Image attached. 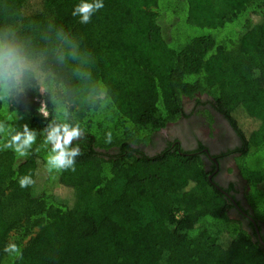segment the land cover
<instances>
[{"label": "trees", "instance_id": "trees-1", "mask_svg": "<svg viewBox=\"0 0 264 264\" xmlns=\"http://www.w3.org/2000/svg\"><path fill=\"white\" fill-rule=\"evenodd\" d=\"M79 2L0 0V31L42 62L26 95L0 101V122L37 133L27 158L0 151V264H264L262 241L231 217L199 155L144 150L204 96L241 141L243 196L264 222V0H102L87 24L71 15ZM52 123L83 131L74 172L45 170ZM24 175L35 183L21 188Z\"/></svg>", "mask_w": 264, "mask_h": 264}, {"label": "clouds", "instance_id": "clouds-1", "mask_svg": "<svg viewBox=\"0 0 264 264\" xmlns=\"http://www.w3.org/2000/svg\"><path fill=\"white\" fill-rule=\"evenodd\" d=\"M103 7L102 0H80L74 5L71 15L79 17L80 23L87 24L92 15ZM57 35L61 40H68L62 29ZM68 55L75 59V53L69 51ZM41 68L39 54L17 37L14 30L5 28L0 31V101L26 95L31 81L37 77ZM42 134L44 145L49 146L44 158L45 170L49 174L74 172L76 158L82 153L80 146L74 147L72 144L74 140L83 138L81 128L68 123H52L42 130ZM36 139V131L27 124L17 128L11 122H0V151L10 150L17 158H27L32 154ZM111 139V133H106V140L110 142ZM39 150V147L35 149L36 152ZM18 183L21 188H26L35 181L31 175H24L19 178ZM3 251L15 259H23V252L15 243H8Z\"/></svg>", "mask_w": 264, "mask_h": 264}, {"label": "flooded vegetation", "instance_id": "flooded-vegetation-1", "mask_svg": "<svg viewBox=\"0 0 264 264\" xmlns=\"http://www.w3.org/2000/svg\"><path fill=\"white\" fill-rule=\"evenodd\" d=\"M204 107L209 108L213 115V123L216 128L214 140L201 139L196 127L192 128L193 125L198 123L197 119L192 118L189 123L188 121L190 120H186L187 117L185 116L181 121L169 123L166 127L159 130L160 136L154 134L152 144L150 143L148 148L160 152L169 143H172V145L176 143V145L184 150L199 155L204 164L205 171L208 172V179L220 190H228L226 193L233 205L229 210L231 217L241 219L245 228L250 232L254 230L257 238H260L264 243V222L255 220L251 216L252 212L243 196V182L240 180L238 170L236 169L237 172L231 176H227L224 171L227 167L231 168L235 166L234 157L237 154L236 150L240 146L241 141L221 113L208 104L203 105L201 109ZM175 124H177V127H180L179 124L183 125L180 127L181 133L178 131L176 134H171L170 129ZM250 222H252V226L249 224Z\"/></svg>", "mask_w": 264, "mask_h": 264}, {"label": "rangeland", "instance_id": "rangeland-1", "mask_svg": "<svg viewBox=\"0 0 264 264\" xmlns=\"http://www.w3.org/2000/svg\"><path fill=\"white\" fill-rule=\"evenodd\" d=\"M204 96H200V100L203 104V100H204ZM187 99L184 100V102H186ZM194 104H198L195 108H194ZM201 103H195V100L192 102H187L186 103V110H185V114L187 115L186 120H190L188 121L189 123L191 122L192 118L197 119L198 123L196 125H193L192 128L196 127V130L200 136L201 139H207L209 141H212L215 139L216 137V128H215V124L213 122H209L206 117L204 115H202L197 109H200L203 105ZM197 117V118H196ZM245 121H247L246 119H241L240 122L244 123ZM177 124L173 125L172 128L170 129L171 134H176L178 133V131L180 132V127H182L183 125L179 124L180 127L176 126ZM179 128V130H178ZM181 133V132H180ZM179 133V134H180ZM170 134V135H171ZM178 135V134H177ZM160 136V135H158ZM149 146H145L144 150L146 152H151V149L148 148ZM259 164H261L260 160H256L253 159L249 161V165L252 167L258 166ZM232 165V164H231ZM230 165V166H231ZM236 165L234 167H227L226 170L224 169L225 173L227 176H231L232 174L236 173ZM242 181V180H241ZM56 194H58L62 199H68L71 195H72V190L68 187H61L60 189H58L56 191Z\"/></svg>", "mask_w": 264, "mask_h": 264}, {"label": "built area", "instance_id": "built-area-1", "mask_svg": "<svg viewBox=\"0 0 264 264\" xmlns=\"http://www.w3.org/2000/svg\"><path fill=\"white\" fill-rule=\"evenodd\" d=\"M40 110L42 113L46 114V109H45V105H44V101L42 99H40Z\"/></svg>", "mask_w": 264, "mask_h": 264}, {"label": "water", "instance_id": "water-1", "mask_svg": "<svg viewBox=\"0 0 264 264\" xmlns=\"http://www.w3.org/2000/svg\"><path fill=\"white\" fill-rule=\"evenodd\" d=\"M259 240H260V238H259ZM263 243V242H262ZM264 244V243H263Z\"/></svg>", "mask_w": 264, "mask_h": 264}]
</instances>
